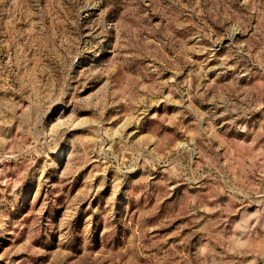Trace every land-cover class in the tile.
I'll use <instances>...</instances> for the list:
<instances>
[{"label": "rangeland", "instance_id": "1", "mask_svg": "<svg viewBox=\"0 0 264 264\" xmlns=\"http://www.w3.org/2000/svg\"><path fill=\"white\" fill-rule=\"evenodd\" d=\"M0 264H264V0H0Z\"/></svg>", "mask_w": 264, "mask_h": 264}]
</instances>
